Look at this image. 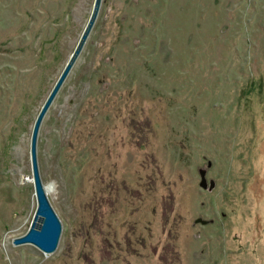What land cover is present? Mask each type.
Segmentation results:
<instances>
[{"label":"rangeland","instance_id":"obj_1","mask_svg":"<svg viewBox=\"0 0 264 264\" xmlns=\"http://www.w3.org/2000/svg\"><path fill=\"white\" fill-rule=\"evenodd\" d=\"M0 0V264H264V0ZM214 178L199 184L198 167Z\"/></svg>","mask_w":264,"mask_h":264},{"label":"water","instance_id":"obj_2","mask_svg":"<svg viewBox=\"0 0 264 264\" xmlns=\"http://www.w3.org/2000/svg\"><path fill=\"white\" fill-rule=\"evenodd\" d=\"M100 1L101 0H93L90 13L79 34V37L73 49L71 50L67 60L63 64L61 70L57 74L48 92L40 103V106L34 116L30 130L29 158L36 205L27 228L24 232L14 235L12 237V242H28L33 244L43 252H50L55 249L61 231V221L47 198L45 187L39 172L36 154L38 130L43 115L45 114L49 104L51 103L64 78L66 77L71 65L73 64L90 31V28L95 20L98 11ZM210 163L211 161L208 159L205 165L198 167L200 176L199 184L208 189L212 188L215 184L214 178L209 177L207 181L205 176L206 167L209 166Z\"/></svg>","mask_w":264,"mask_h":264}]
</instances>
